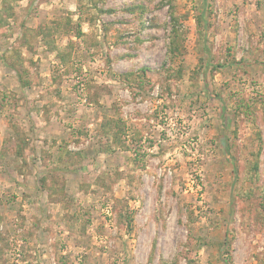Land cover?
I'll return each instance as SVG.
<instances>
[{"label": "rangeland", "instance_id": "rangeland-1", "mask_svg": "<svg viewBox=\"0 0 264 264\" xmlns=\"http://www.w3.org/2000/svg\"><path fill=\"white\" fill-rule=\"evenodd\" d=\"M0 264H264V0H0Z\"/></svg>", "mask_w": 264, "mask_h": 264}, {"label": "trees", "instance_id": "trees-1", "mask_svg": "<svg viewBox=\"0 0 264 264\" xmlns=\"http://www.w3.org/2000/svg\"><path fill=\"white\" fill-rule=\"evenodd\" d=\"M80 34V32H77V35H79ZM110 122H113V121H110ZM228 148V147H227Z\"/></svg>", "mask_w": 264, "mask_h": 264}]
</instances>
